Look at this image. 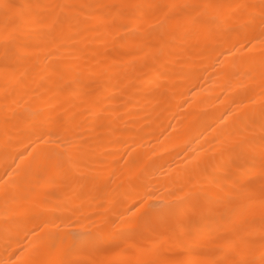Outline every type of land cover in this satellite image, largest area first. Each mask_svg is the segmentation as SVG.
I'll return each mask as SVG.
<instances>
[{"label":"snow or ice","instance_id":"obj_1","mask_svg":"<svg viewBox=\"0 0 264 264\" xmlns=\"http://www.w3.org/2000/svg\"><path fill=\"white\" fill-rule=\"evenodd\" d=\"M0 135V264H264V0H0Z\"/></svg>","mask_w":264,"mask_h":264},{"label":"bare ground","instance_id":"obj_2","mask_svg":"<svg viewBox=\"0 0 264 264\" xmlns=\"http://www.w3.org/2000/svg\"><path fill=\"white\" fill-rule=\"evenodd\" d=\"M13 2L17 4H25L29 2V0H13ZM226 2H236V0H226ZM202 74L204 75V79L202 80H189L186 82L185 87L182 88L180 91H187L188 88H196L198 95L196 96L197 101L204 100L205 103L200 105V108L207 109L209 111H215L217 115L220 111H223L225 105L224 104H217L215 103V96L219 94L218 88L214 83H209L210 77H212V70L209 67L207 72H203V69H201ZM131 119L138 121L139 117H132ZM164 125V127H167L168 120L163 119L161 121ZM173 123H175L173 121ZM162 131V129H159L156 131L155 135L150 137L151 144L155 146L156 149L162 150V149H169V151H180V149L184 146L186 136L184 133L183 128L178 132L174 133L169 140H163L160 138V140L157 139L159 137V133ZM206 135H208V138L211 139L213 133L209 132ZM162 141V142H161ZM145 148L141 149V151L150 152L152 151V147H149V141H145ZM195 147V145H194ZM20 150H23V146L21 145ZM104 152H111V153H122L123 148L119 145H115L112 147H109L107 149H101V153ZM102 159L106 160L107 165L112 164L116 160L120 159L119 155H112V156H101ZM182 158L177 157V160L180 161ZM6 164L5 156H4V149H3V137L0 135V176L3 175V170ZM89 167H94L97 169V172H91L89 171V168H81L79 169L78 173L76 174L75 178H70V182L67 186V188L59 185H46L43 186L40 191L42 193L49 192L54 193V196H49L48 199L55 203V196H60L63 199L67 198H75L77 195H80L81 193L84 194L85 199L88 198V192L90 190L91 185L89 184V181L92 177L96 176L97 174H101L104 179H107V175L110 172V168H107L105 165L102 164H95L90 165ZM87 185V187H85ZM80 201H77L79 203ZM91 227V223L89 221H84L83 224L79 225H73L71 228H65L64 231H71L74 233H81L82 231H85ZM0 255H2V250H0Z\"/></svg>","mask_w":264,"mask_h":264}]
</instances>
